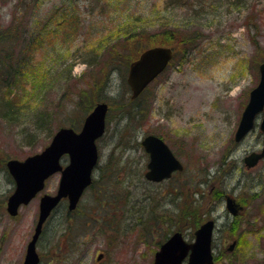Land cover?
<instances>
[{"label": "rangeland", "instance_id": "obj_1", "mask_svg": "<svg viewBox=\"0 0 264 264\" xmlns=\"http://www.w3.org/2000/svg\"><path fill=\"white\" fill-rule=\"evenodd\" d=\"M16 1L0 0L1 29L8 27ZM104 1L39 0L21 21L23 33L21 42L15 44L14 58L29 38L27 28L34 25L40 29L52 16H59L62 7L76 6L85 13L91 23L86 22L89 26L85 24L82 36L88 42L90 36L102 34L101 21L109 22L121 13L147 12L157 2L114 0L108 6ZM182 3L177 10L160 11L158 20L149 23L156 26L175 14L169 22L178 18L187 23L196 35L195 46L176 53L148 86L147 96L137 103L147 106L139 127L117 108L130 99L126 74L111 72L108 89L96 91L101 101L108 103L109 111L105 133L96 142L95 185L83 194L74 212L68 213L64 201L47 220L36 245L39 264H152L160 241L178 229L187 242L193 241L196 227H192L194 220L187 211L204 207L208 211L214 204L210 196H215L214 209L201 214L200 221L211 216L216 220L213 253L227 255L215 264H264V159L250 169L243 164V157L262 148L263 133L258 128L262 115L244 140L233 141L249 91L259 79L258 65L264 61V0ZM18 9L21 16V7ZM49 41L36 45L31 56L25 55L38 69L26 68L29 76L20 78V84L11 90L0 86V264H22L40 196L20 207L17 216L8 215L5 202L14 184L5 162L40 153L56 129L81 126L97 103L85 111L92 81L102 79L84 62L86 50H79L78 42L52 45L53 39ZM97 51L103 53V49ZM33 78L36 80L29 88ZM20 86L23 96L16 90ZM14 94L15 114H11L8 103ZM148 134L163 137L184 165L183 172L170 181L149 183L141 175L148 157L139 142ZM61 163L65 165L67 158ZM59 177V173L53 175L41 193H55ZM210 189L215 191L211 195ZM224 195L243 208L239 218L226 212ZM233 221L237 227L231 229ZM232 242L236 244L228 252ZM100 254L103 257L97 260Z\"/></svg>", "mask_w": 264, "mask_h": 264}, {"label": "water", "instance_id": "obj_2", "mask_svg": "<svg viewBox=\"0 0 264 264\" xmlns=\"http://www.w3.org/2000/svg\"><path fill=\"white\" fill-rule=\"evenodd\" d=\"M171 49L163 46L144 50L137 59L129 64L126 82L135 99L156 78L172 59ZM259 82L249 93V100L244 107L238 122L234 141H241L253 128L255 117L262 112L259 124L264 131V62L258 67ZM108 111L106 102L97 103L84 118L79 132L68 127L59 128L51 138L49 145L40 153L27 157L23 161L11 159L6 162V168L14 182V190L7 198L6 211L10 216H16L22 205H27L44 189L45 181L53 174L60 173L58 189L55 194H43L39 200L38 218L33 234L26 246L23 264H38L36 242L41 234L43 223L50 213L58 206L62 198L68 200V211H73L85 190L92 181V171L97 164L98 151L96 141L105 131V119ZM141 145L149 154L148 171L145 178L148 181L159 182L169 178L175 171L183 169L168 146L157 136L148 135ZM66 155L68 163L61 165V158ZM264 158L263 148L259 153H251L244 158V164L251 168ZM227 210L233 216L237 208L233 201L226 199ZM214 223L207 220L194 231V241L188 243L180 232H174L154 255L153 264H182L187 258V264H212L211 238ZM231 246L229 250H232ZM102 255H98L100 260Z\"/></svg>", "mask_w": 264, "mask_h": 264}, {"label": "trees", "instance_id": "obj_3", "mask_svg": "<svg viewBox=\"0 0 264 264\" xmlns=\"http://www.w3.org/2000/svg\"><path fill=\"white\" fill-rule=\"evenodd\" d=\"M18 1L19 4H17ZM105 1L108 6L114 4V0ZM116 1L127 2L128 0ZM182 1L183 0H157L155 5H152L153 9L147 12L139 11L135 13V15L121 13L118 17L113 18L109 22L101 21V25L104 26L101 31L102 34L98 37L96 35L93 38L90 36L88 42L82 36V30L85 29L86 26H89L86 22L91 23L90 20L85 19V13L80 11L76 6L73 8L62 7L59 9L61 14L57 17V14L52 16L50 22L44 24L40 29L36 30L34 25H30L27 28L30 30L28 32L29 38L25 39L22 51L19 50V55L17 59H15V44L21 42L23 33H20L21 21L39 2V0H17L8 27L6 29L0 28V86L4 89L11 90V88H15L17 84H20L23 78L29 76L26 68H31L30 71H35L39 68V65L35 61L33 63H30V60L27 61L29 55H27V57L25 56L26 54H30L31 56L36 45L40 44L41 46L42 43L46 45L50 38L53 39L52 45L58 43V41L61 43L68 42V44L78 42L80 44L78 49L83 51L86 50L84 62L88 63L91 69L97 70L94 74L102 78L100 82L92 81L93 88L91 94L86 96L88 104L87 107L85 106V111H88L93 103L101 101V97L97 95L96 91H106L108 89L110 73L118 71L122 74H126L128 65L147 47L155 45L169 46L173 49L175 54L181 49H186L185 51H187V49L194 48L196 35L189 30L188 24L183 23V20L179 22L178 18H175L173 23L169 22V19L174 17L175 14L170 15L169 19L158 21L156 26L149 23L151 19L154 21L158 20L159 16L157 13L160 11L162 12L169 9L177 10L181 8L182 5L184 6ZM20 7L21 16L20 10L18 9ZM105 7L104 4L102 8ZM151 14H154L153 18ZM151 26L153 29H151ZM25 30L26 28L24 31ZM98 48L103 49V53L97 51ZM86 57L88 58L86 59ZM35 66L37 67L34 68ZM35 80L36 78H33L32 84H29V88H31V86L33 87ZM20 89L21 86L16 90L21 91ZM9 94L11 93L9 92ZM24 94L25 92L21 91V95L23 96ZM13 96H15V94ZM145 96H147V89L144 90L136 100L129 99V101L121 102L117 105L119 113L123 115L126 120L133 121L134 119V121L138 123L136 127H139V120L143 117V110L147 109V106H142L137 103ZM14 100H16V96L14 99L12 98V100H9L8 103L11 114H15L12 105V101ZM110 108L113 109L112 104H110ZM7 113L8 112L5 114ZM68 126L78 129L80 123ZM94 185L95 180L91 188L94 187ZM187 212L192 217V221L194 220L192 227H197L201 223V211L197 209L196 211L189 210Z\"/></svg>", "mask_w": 264, "mask_h": 264}, {"label": "flooded vegetation", "instance_id": "obj_4", "mask_svg": "<svg viewBox=\"0 0 264 264\" xmlns=\"http://www.w3.org/2000/svg\"><path fill=\"white\" fill-rule=\"evenodd\" d=\"M159 136V135H158ZM159 137H161V136H159ZM162 138V140H163V137H161ZM164 141V140H163ZM165 142V141H164ZM168 147H169V145H167ZM145 153V152H144ZM146 154V153H145ZM147 155V157H148V154H146ZM179 159V158H178ZM182 163V162H181ZM183 164V163H182ZM146 170H147V164L145 165V170L143 169L142 171H141V175L143 176V178H144V180L145 181H147V182H149V183H154V184H159V183H162V182H166V181H170L176 174H177V172H174V173H172V177L170 178V179H163V180H161V181H159V182H153V181H148L147 179H145V176H144V174H145V172H146ZM180 173H178L177 175H179ZM226 175H220V177L221 178H223V177H225ZM263 187H264V179H263ZM212 191V190H211ZM210 191V192H211ZM215 191H213V192H211V193H209V195H211L212 193H214ZM198 192L195 190V194H197ZM212 199H213V201H214V204H213V206H211L209 209H208V211H211V209H214V206H215V196H210ZM226 197H228V196H226V195H224V206H225V210H226V212L228 213V214H230L228 211H227V209H226V205H225V199H226ZM233 201H234V203H235V205H236V207L238 208V210H239V214L238 215H236V216H232V214H230V216L232 217V218H239L240 216H241V214H242V212H241V209L243 210V208L236 202V200L235 199H233ZM208 211H206L205 210V207H204V210H202L201 211V214H204V213H207ZM210 219H212L213 220V222H214V228H213V233H214V231L216 230V220L214 219V218H212V216L210 217ZM235 221H233L232 222V227H231V229H233V228H236L237 226H234L235 225V223H234ZM228 236H231L232 234H227ZM227 235H225L226 237H227ZM224 236V237H225ZM224 241V240H223ZM237 242V241H236ZM236 242H234L233 243V247L232 248H234V246H235V244H236ZM224 243H226L225 241H224ZM224 243H223V245H224ZM238 243V242H237ZM229 247V246H228ZM228 247H227V249H228ZM233 250V249H232ZM228 251V250H227ZM228 252H231V251H228ZM101 255H103V254H101ZM213 255V260H214V264L215 263H218V262H220V260L222 259V258H224V257H226L227 255L225 254V252H221L220 254H219V256H216L214 253L212 254ZM223 260V259H222ZM231 264V263H230Z\"/></svg>", "mask_w": 264, "mask_h": 264}]
</instances>
